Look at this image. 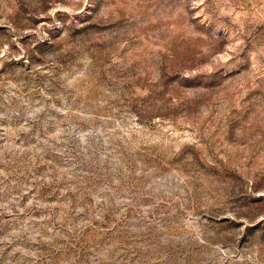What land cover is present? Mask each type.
Instances as JSON below:
<instances>
[{
  "label": "rangeland",
  "instance_id": "1",
  "mask_svg": "<svg viewBox=\"0 0 264 264\" xmlns=\"http://www.w3.org/2000/svg\"><path fill=\"white\" fill-rule=\"evenodd\" d=\"M0 264H264V0H0Z\"/></svg>",
  "mask_w": 264,
  "mask_h": 264
}]
</instances>
